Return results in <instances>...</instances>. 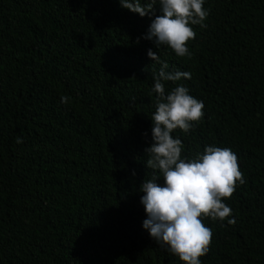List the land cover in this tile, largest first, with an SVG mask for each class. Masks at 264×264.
<instances>
[{
	"label": "trees",
	"instance_id": "16d2710c",
	"mask_svg": "<svg viewBox=\"0 0 264 264\" xmlns=\"http://www.w3.org/2000/svg\"><path fill=\"white\" fill-rule=\"evenodd\" d=\"M204 7L181 58L143 39L151 19L118 0H0V264H182L143 229L160 68L149 49L190 72L177 84L204 103L173 133L184 155L231 148L245 179L224 201L234 225L204 218L201 264H264V0Z\"/></svg>",
	"mask_w": 264,
	"mask_h": 264
},
{
	"label": "clouds",
	"instance_id": "9594fccd",
	"mask_svg": "<svg viewBox=\"0 0 264 264\" xmlns=\"http://www.w3.org/2000/svg\"><path fill=\"white\" fill-rule=\"evenodd\" d=\"M118 2L121 8L151 19L143 39L153 41L157 49L167 46L181 58H191L188 44L197 35L193 26L206 28L210 14L204 7L205 0H158V15L157 0L143 5L141 0ZM147 55L160 68L153 75L151 89L156 94V108L151 116L152 143L145 149L148 156L145 166L153 170V175L139 187L143 193L140 203L147 217L143 229L182 264H201V257L208 254L213 239V231L203 222L204 218L227 220V224L234 225L233 211L224 201L233 196L245 179L231 148L208 145L193 157L184 155L185 146L173 133L192 130L204 117V103L190 95L186 86L177 84L182 79L190 80V72H170L169 64L156 52L149 49ZM167 82L176 86L167 91ZM69 99L61 97L65 104ZM16 143H23L22 138L18 136ZM161 179L162 185L158 183Z\"/></svg>",
	"mask_w": 264,
	"mask_h": 264
}]
</instances>
